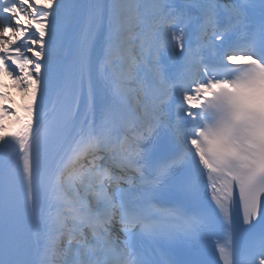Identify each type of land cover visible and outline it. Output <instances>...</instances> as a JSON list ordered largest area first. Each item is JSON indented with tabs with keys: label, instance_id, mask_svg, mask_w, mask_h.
Returning <instances> with one entry per match:
<instances>
[{
	"label": "snow or ice",
	"instance_id": "1",
	"mask_svg": "<svg viewBox=\"0 0 264 264\" xmlns=\"http://www.w3.org/2000/svg\"><path fill=\"white\" fill-rule=\"evenodd\" d=\"M221 261L264 264V0H0V264Z\"/></svg>",
	"mask_w": 264,
	"mask_h": 264
},
{
	"label": "rangeland",
	"instance_id": "2",
	"mask_svg": "<svg viewBox=\"0 0 264 264\" xmlns=\"http://www.w3.org/2000/svg\"><path fill=\"white\" fill-rule=\"evenodd\" d=\"M4 83H6V84L9 85V87H8L7 89H5V91H7V92L10 93L11 88H13V87H11L12 82H11V81H8V80H5ZM14 89H15V88H14ZM15 91H16V90H15ZM16 94L21 98L19 92L16 91ZM10 95H11V94H10ZM9 105H10V104H6L5 106L8 107Z\"/></svg>",
	"mask_w": 264,
	"mask_h": 264
},
{
	"label": "bare ground",
	"instance_id": "3",
	"mask_svg": "<svg viewBox=\"0 0 264 264\" xmlns=\"http://www.w3.org/2000/svg\"><path fill=\"white\" fill-rule=\"evenodd\" d=\"M13 100L15 101V103H16L17 105H19V104L22 102L21 99L17 100V99H15L14 97H13ZM12 107H13V105H12Z\"/></svg>",
	"mask_w": 264,
	"mask_h": 264
}]
</instances>
